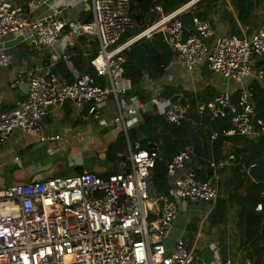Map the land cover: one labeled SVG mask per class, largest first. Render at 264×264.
Masks as SVG:
<instances>
[{
    "label": "built area",
    "instance_id": "1",
    "mask_svg": "<svg viewBox=\"0 0 264 264\" xmlns=\"http://www.w3.org/2000/svg\"><path fill=\"white\" fill-rule=\"evenodd\" d=\"M27 1L18 5L15 0H0V71L14 62L13 46L7 45L10 37L21 39L19 44L49 50L52 57L44 65L20 69L14 86H26L28 93L15 109L0 112V149H9L16 131L36 136L40 143L63 142V136L47 137L40 134V128L52 109L69 103L79 110L88 107V116L95 119L98 130L114 128L116 139L125 134L127 147L120 157L126 161L115 164V171L106 175L85 171L0 188V264H206L183 235L170 241L177 221L190 207L202 205L205 219L217 208L221 173L237 158L232 152L217 158L215 142L226 139L224 145H231L234 138L257 141L264 137V120L256 118L253 86L255 82L264 84V72L255 70L257 60L264 58V21L250 37L227 34L216 38L209 21L199 17L193 18L192 30H187L181 17L200 1L192 0L170 14L161 13L155 22L120 44L127 33L138 28L132 0ZM67 1L72 4L66 5ZM80 4L90 5L91 18L65 19L64 13ZM157 34H162L177 53V62L190 74L205 64L226 80L240 84L247 78L253 80L235 94L224 92L197 103L195 111L201 120L205 115L212 121L231 117L232 126L211 133L207 167L200 165L192 150L181 151L167 162L166 193H158L152 182L156 155L140 142L132 144L128 135L127 121L140 116L145 106L121 101L133 91V83L124 73V52ZM82 35L99 46L91 62L95 76L74 72L73 83L56 81L51 69L67 60L68 50ZM173 83L167 72L156 80L144 77L152 106L165 110L168 124L180 127L191 121L194 107L184 97L174 103L163 98ZM161 98L164 109L156 103ZM109 99L117 108L111 119L99 111ZM157 150L160 154L158 145ZM14 159L20 164L19 157ZM101 162L108 164V160ZM199 170L205 171V178L198 177ZM254 211L264 215V203L257 204ZM210 248L219 258L217 264H239V257L223 258L219 243ZM242 264L256 263L245 258Z\"/></svg>",
    "mask_w": 264,
    "mask_h": 264
},
{
    "label": "crops",
    "instance_id": "2",
    "mask_svg": "<svg viewBox=\"0 0 264 264\" xmlns=\"http://www.w3.org/2000/svg\"><path fill=\"white\" fill-rule=\"evenodd\" d=\"M15 1L18 5H25L28 2L27 0ZM72 2L67 1L66 5L69 6L72 4ZM195 8L196 6L193 8V10ZM159 10L161 9L159 8ZM202 10L203 9L201 8L198 11L201 12ZM156 14L157 16L160 15L157 12ZM206 14V20L209 21L216 38L227 34L250 37L254 32L261 28L264 21V8L263 6H258L254 11L252 20L246 25L242 24L238 20L237 13L232 7L230 0L216 2L210 7L208 11L206 10ZM89 15L90 9L88 5L85 4H80L77 8L67 10V12L64 13L65 19L71 21L87 20ZM20 40L21 39H14L12 37L7 40V45L10 47L13 46L12 53L14 54V62L11 67L2 69L0 71V112L11 111L15 109L22 98L20 96L22 94V89H27V87L23 85L14 86L20 69L25 65L29 67L44 65L49 62L50 58L52 57L51 51L44 49L40 50L35 47L19 44ZM97 45V41L82 35L78 39L77 43L68 50L66 54L67 60L62 62L66 63L67 69L72 74L74 72L81 74L82 72L77 69L78 67H76V63L74 64L73 62L74 57L77 56L78 58L75 60L84 70L87 69L88 60L93 56V50H95V47L97 48ZM75 53H81V55ZM260 68H264V58H261L256 62L255 69ZM167 74L168 76H172L174 78V83L169 87L176 89V95L184 97L187 100L193 99L197 103H206L213 99L217 94L224 92L235 94L243 85L247 86L253 83L251 78L245 79L241 84L235 81L226 80L222 76L211 72L205 64L190 74L186 72L184 67L178 63L177 60H175L170 65V67H168ZM55 80L64 83V80L61 77H58V70ZM201 94H204V97L200 100L199 97ZM139 102L144 106L146 105L143 101ZM99 111L104 118L111 119L112 117H115L117 114L115 101L109 99L107 102L99 106ZM153 112H155L154 109ZM136 118H134L132 122H134ZM91 120L95 119L88 116V107H86L85 110H79L72 104L68 103L59 109H52L49 116L44 119V122L41 125L40 134L46 135L47 137L56 135L63 136V142L40 143L38 141V137L28 136L20 131H16L11 136L9 149L7 151V148L5 150L0 149V158H2V155H7L8 157L12 156L11 161L15 163L14 158L16 156L19 157L20 166L24 172L22 181H20V183L30 181H44L49 178L59 177L57 172L54 171V169H56L57 163V159H55L54 156H63V154H68L69 152L74 151V155L77 154V158L80 159L82 152L85 153L86 144L93 141V138L95 137V131L101 132L103 137L111 135L110 130H98L96 128V124L95 127H89V122ZM143 123L144 116L140 125ZM112 133L114 134L115 132ZM201 138L203 139V137ZM207 138L208 137L206 136V142L203 139L204 147L208 148L210 152L209 146L207 144ZM244 140L247 139L244 138L242 142ZM231 143V145L225 144L221 149L222 156L226 155L228 152H232V148L239 147L242 144H235L232 140ZM89 156L90 159H93L94 157L91 155ZM37 158H41L44 161V164L36 163L35 159ZM235 162L226 167L221 173L220 185L222 181L223 183L222 186H220V199L225 201L226 206H228V211L225 218L222 220V223L218 225H212L210 223L211 216L205 219L204 215L202 214V205L192 206L187 212H185L186 216L183 217L185 220H181L180 222L177 221L173 234V240L170 241L173 243L175 238H179L183 235L188 244L194 248L196 256L206 264H217L219 260L218 256L214 255L210 250V247L213 243L220 244L223 258H227L228 256L239 257V264H242L245 258H250L254 260L256 264H264V244H261V246H256L254 244L255 242H246V238L242 234L244 227L241 228L238 225L241 216H239L240 208L238 205H236V193L239 192L238 196L245 194L248 191L249 186L242 187L233 185L236 183L233 168L237 165H240L238 158ZM115 164L117 163L109 162V164L103 165L100 161L93 165L91 170L85 169V171L106 175L111 171H115L113 168ZM200 165L202 167H207L202 163H200ZM204 172V170H199L197 173L198 177L205 178L206 175ZM229 199L234 201L233 204L237 206L235 209H239L236 210V214H228L229 203L227 200ZM245 219L246 217H243L244 222ZM249 219H252V217Z\"/></svg>",
    "mask_w": 264,
    "mask_h": 264
},
{
    "label": "trees",
    "instance_id": "3",
    "mask_svg": "<svg viewBox=\"0 0 264 264\" xmlns=\"http://www.w3.org/2000/svg\"><path fill=\"white\" fill-rule=\"evenodd\" d=\"M153 0H132V11L134 18L138 23V28L135 32L127 33L120 41L123 44L129 38L137 35L144 30L148 24L145 23V17L150 10ZM192 0H156L157 8L162 10V13L167 15L181 6L191 2ZM218 1L222 0H201L195 6L196 8L190 10L188 13L181 17V20L187 30H192V21L194 17H199L206 20V10ZM232 7L237 13L238 20L242 24L249 23L253 16L254 11L258 6H263L264 0H230ZM203 9L199 12V9ZM140 12V14H137ZM157 15L154 13L150 24L155 22ZM91 15H89V18ZM73 52V50H72ZM91 53V51H90ZM98 53V45L93 50V56L88 60V68L83 69L79 63L75 60L78 58L74 57V64L77 69L82 73L91 74L95 76V70L91 66L92 60ZM78 54V53H75ZM78 55H81L78 54ZM126 58L124 64V73L133 83V91L130 93L131 97L143 101L145 104L151 102L150 97L145 94L144 89V77H148L152 80L161 78L168 70V67L177 59V53L165 42L162 34L154 35L150 39H143L134 45H132L127 51L124 52ZM58 70V77H61L65 83H73L75 78L73 74L67 69L65 62H60L56 65ZM102 82L101 80H99ZM256 90L254 99V107L256 118L264 120V84L253 83ZM177 94L176 89L173 87H167L163 94V98L167 101ZM204 94L200 95V100L203 99ZM215 97V96H214ZM186 99V98H184ZM193 108L191 113V121L184 122L180 127H175L167 123L164 116V111H158L157 107L153 106L155 112L144 114V123L139 126L138 130L128 129V135L130 142L135 144L140 142L143 148L148 149L150 143H155L159 146L160 153L164 154L166 161L169 162L175 155L181 151L191 150L192 148V133L198 131L201 137L206 142V136L209 138L213 131L227 130L232 126L231 117L211 120L207 115L204 116L203 120L196 114L195 107L196 103L193 99H189ZM85 110V108H84ZM195 123V124H194ZM201 124V125H200ZM142 134V135H141ZM141 136V137H140ZM207 138V140H208ZM226 139H219L213 146V153L217 158H221V149L224 147ZM242 138H234L235 144L242 143L239 147L232 148V152L236 158L239 159L240 165L235 166V181L234 186H249L248 191L241 195L239 192L236 193V203H238L239 216H241L238 225L243 228V235L246 238V242H255L256 246L264 244V215L256 213L254 207L259 203H264V183H255L248 175L247 169L255 164L259 160H264V137L260 140H244ZM115 147L111 150L108 148V160L112 163H118L120 161H126L123 155L126 151V136L120 133L115 141ZM205 157L198 158L200 163L204 166L208 165L207 160L210 158V152L208 148L204 147ZM237 163V162H235ZM85 172L84 167H77L76 173L82 174ZM152 182L158 193H166L169 188V180L167 177H161L157 174L152 173ZM226 202L219 199L217 208L211 214L210 223L212 225H218L222 223L227 213ZM243 217L245 222L243 221ZM252 217V219H249ZM253 240V241H252Z\"/></svg>",
    "mask_w": 264,
    "mask_h": 264
},
{
    "label": "rangeland",
    "instance_id": "4",
    "mask_svg": "<svg viewBox=\"0 0 264 264\" xmlns=\"http://www.w3.org/2000/svg\"><path fill=\"white\" fill-rule=\"evenodd\" d=\"M159 10V8H158ZM162 11V10H160ZM159 13V11H156ZM156 12H154L156 14ZM137 14H140V12H137ZM157 15V14H156ZM159 17V16H158ZM258 73L264 72V68L260 69H255ZM107 81V79H106ZM257 83V82H256ZM159 99V98H158ZM122 104L124 103H129L132 106L138 107L139 104V99L133 98L130 95V98L125 99L124 102L123 100ZM158 104H163L162 108L164 109V101L162 98L156 102ZM152 104L148 103L145 105L144 110H140L141 116L137 117L134 122L132 121H127V127L130 130H135L137 131L139 128V125L141 124V120L144 116V114H149L153 112ZM162 109V110H163ZM96 121L91 120L89 122V127H95ZM114 128L110 129V134L109 136L103 137L102 133L99 131H95L94 135L95 137L93 138V141L88 142L86 144V149L85 153L82 152L80 155V159L77 158V154L74 155V151L69 152L68 154H63V156H54L55 159H57L56 163V169L54 171L57 172V175L59 177H68L75 175L76 173V168L79 166L84 167L86 170H91L93 168V165H95L97 162L100 161H107L108 160V151L106 152V148L111 147V150H113V147H115V134H113L112 131ZM142 135V134H141ZM141 137V136H140ZM112 142V143H109ZM109 143V144H108ZM88 155V156H87ZM89 155L94 156L93 159H90ZM75 156V157H74ZM87 156V157H85ZM12 156H7V155H2V158H0V188H5L9 187L11 185L20 183L22 181L24 172L22 171V168L18 162H12ZM167 160V159H166ZM15 161V159H14ZM110 162V160H108ZM36 163L44 164V161L41 158L35 159ZM108 162V164H109ZM74 163V164H73ZM101 164H103L101 162ZM104 165V164H103ZM223 183V181H222ZM222 183L220 186H222ZM228 184V183H227ZM227 186V185H226ZM220 194H221V188H220ZM229 203V212L228 214H236L237 211L239 210L238 208L235 209V204H233L234 201H231V199L227 200ZM238 205V203H236ZM186 213L182 214L178 220L180 222L181 220H185Z\"/></svg>",
    "mask_w": 264,
    "mask_h": 264
},
{
    "label": "water",
    "instance_id": "5",
    "mask_svg": "<svg viewBox=\"0 0 264 264\" xmlns=\"http://www.w3.org/2000/svg\"><path fill=\"white\" fill-rule=\"evenodd\" d=\"M88 7L90 9V5H88ZM156 11H159V14L162 13L160 10H158V8L156 6V0H153L151 7H150V10L145 17V23L146 24H149L151 22L152 16H153L154 12H156ZM51 72L55 77H57V69L56 68H52ZM27 93H28V90L26 88H25V90L22 89V94L20 95L22 98L20 99V103L25 100ZM181 98H182L181 96L175 95L171 99V103H174L177 100H181ZM45 118L46 117H44V119ZM191 140H192V153L198 158H204L205 157L204 141L201 138L198 131H194L192 133ZM149 148L151 150V154L156 155L155 166H154L152 172L154 174L161 176V177H166L167 173H168V166H167V161H166L165 155L162 153L158 154L157 144H155V143H151ZM248 175L255 183H258V184L264 183V160L257 161L248 171Z\"/></svg>",
    "mask_w": 264,
    "mask_h": 264
}]
</instances>
